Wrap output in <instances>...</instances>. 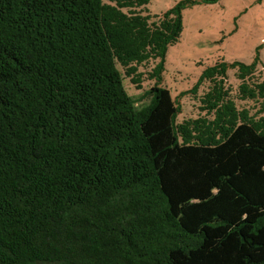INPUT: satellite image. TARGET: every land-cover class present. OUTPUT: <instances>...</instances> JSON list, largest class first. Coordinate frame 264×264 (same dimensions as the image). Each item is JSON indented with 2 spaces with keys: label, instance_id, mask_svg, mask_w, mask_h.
Returning a JSON list of instances; mask_svg holds the SVG:
<instances>
[{
  "label": "trees",
  "instance_id": "obj_1",
  "mask_svg": "<svg viewBox=\"0 0 264 264\" xmlns=\"http://www.w3.org/2000/svg\"><path fill=\"white\" fill-rule=\"evenodd\" d=\"M218 1L0 0V264H264V130L227 99L228 66L183 123L159 82L138 109L118 68L161 79L184 10Z\"/></svg>",
  "mask_w": 264,
  "mask_h": 264
},
{
  "label": "rangeland",
  "instance_id": "obj_2",
  "mask_svg": "<svg viewBox=\"0 0 264 264\" xmlns=\"http://www.w3.org/2000/svg\"><path fill=\"white\" fill-rule=\"evenodd\" d=\"M185 0H150L142 9L161 17ZM184 30L179 41L170 46L161 79L153 78L152 67L157 62L139 66V83H134L125 68L118 65L126 91L136 101L138 109L153 99L152 89H168L180 107L177 123L207 117L204 99L211 82L196 86L205 71L219 64L228 66L225 90L227 99L235 102L246 120L260 124L264 130V97L243 98L240 65L255 68L253 81L264 82V0H219L212 4H195L183 12ZM243 118L239 117V123Z\"/></svg>",
  "mask_w": 264,
  "mask_h": 264
}]
</instances>
